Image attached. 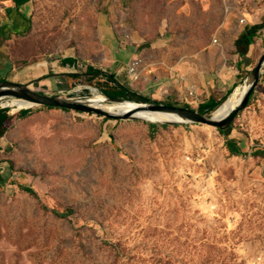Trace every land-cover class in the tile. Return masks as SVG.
I'll return each instance as SVG.
<instances>
[{"label": "rangeland", "instance_id": "obj_1", "mask_svg": "<svg viewBox=\"0 0 264 264\" xmlns=\"http://www.w3.org/2000/svg\"><path fill=\"white\" fill-rule=\"evenodd\" d=\"M11 1L0 0V21ZM32 3L29 31L12 42L21 67L74 57L109 78L113 37L135 50L132 64L141 62L138 80L132 64L123 69L131 79L124 85L137 93L146 67L154 82L160 71L205 66L212 33L188 0ZM111 80L83 81L75 92L126 98ZM70 98L95 96L85 89ZM12 101L0 105L15 118L6 138L11 178L0 186V264H264V84L225 134L5 107Z\"/></svg>", "mask_w": 264, "mask_h": 264}, {"label": "crops", "instance_id": "obj_2", "mask_svg": "<svg viewBox=\"0 0 264 264\" xmlns=\"http://www.w3.org/2000/svg\"><path fill=\"white\" fill-rule=\"evenodd\" d=\"M188 5L190 13L195 5L201 7L206 17L205 25L212 33L204 46L205 52L201 54L205 66L175 68L171 76H165L160 71L154 82V71L148 70L153 66L146 67L140 72L141 76L145 75L146 85L137 93L124 85L129 84L131 79L123 70L137 58L136 52L133 49L123 50L116 37L111 40L113 73L106 74L109 78L98 76L94 69L82 66L74 57L26 68L19 66L12 53V42L18 35L29 31L33 3L18 10L12 0L7 9H13V13L0 21V82L28 84L44 94L71 97L72 94L77 95L75 87L81 82H104L111 77L112 84L124 90L127 98L157 99L170 106L212 115L244 86L260 51L264 50V28L257 29L264 25V0H188ZM148 81L153 83L148 84ZM262 84L264 77L259 86ZM188 105H195V108ZM7 134L0 137V186L11 178L12 166L7 162L6 154Z\"/></svg>", "mask_w": 264, "mask_h": 264}, {"label": "water", "instance_id": "obj_3", "mask_svg": "<svg viewBox=\"0 0 264 264\" xmlns=\"http://www.w3.org/2000/svg\"><path fill=\"white\" fill-rule=\"evenodd\" d=\"M264 76V55L258 66L250 73L244 84V92L241 101L232 113L224 119H218L216 113L212 115L202 114L196 110H190L178 106H170L165 103L149 101L139 103L130 100H112L107 95L102 103L106 104H133L136 109L125 113H114L98 109L91 103V99H75L64 96H52L36 91L28 84L12 82H0V105L5 101H24L34 107L49 109H60L78 114L101 117L112 121H146L157 125H205L226 131L233 125V122L240 113L248 108L251 98L255 94ZM159 115L169 117L170 121H149L139 115Z\"/></svg>", "mask_w": 264, "mask_h": 264}, {"label": "bare ground", "instance_id": "obj_4", "mask_svg": "<svg viewBox=\"0 0 264 264\" xmlns=\"http://www.w3.org/2000/svg\"><path fill=\"white\" fill-rule=\"evenodd\" d=\"M139 73V72H138ZM138 73L133 74L134 78L138 77ZM91 91V93L95 96V98L91 99V103L94 105V107L98 109H102L109 112L114 113H125L132 109H136V106L133 104H106L102 103L105 99V94H103L101 91H99L96 88H78L76 92H82L83 90ZM244 92V86L240 88L232 97L229 99L224 105L221 106L216 112V117L218 119H224L226 118L230 113H232L235 109H237L242 95ZM5 107L9 108H15L17 111H22L24 109H32V105L24 102V101H17L14 100L12 102H8ZM139 117H143L149 121H170L171 119L166 116H159V115H152V114H146V115H139Z\"/></svg>", "mask_w": 264, "mask_h": 264}, {"label": "trees", "instance_id": "obj_5", "mask_svg": "<svg viewBox=\"0 0 264 264\" xmlns=\"http://www.w3.org/2000/svg\"><path fill=\"white\" fill-rule=\"evenodd\" d=\"M32 1L33 0H14V2L17 5L18 10L21 9L23 6L31 3ZM11 13H13V9L8 10V14H11ZM263 28H264V25L257 27L258 30L263 29ZM119 99H122V98L120 97ZM122 100H130V101H135L139 103L149 102V100L147 99L136 97V96H129V98L126 97V98H123ZM105 120L108 121V119H105ZM14 121H15V118L13 119L11 115L0 111V137L1 138H3L10 131V128L14 126ZM221 132L225 134L226 131H221ZM227 147L232 155H236V156L241 155V151L239 150V147L234 142V140L227 139ZM71 213L72 212H70L69 214L71 215ZM68 215H65L64 217H67Z\"/></svg>", "mask_w": 264, "mask_h": 264}, {"label": "built area", "instance_id": "obj_6", "mask_svg": "<svg viewBox=\"0 0 264 264\" xmlns=\"http://www.w3.org/2000/svg\"><path fill=\"white\" fill-rule=\"evenodd\" d=\"M242 23L244 24V23H245V20H243ZM216 42H217V41H216ZM140 64H141L140 61H136V62H134V63L131 65V70H130V74H131V75L138 73L137 70H138ZM138 78H139V76L136 77V80H138ZM191 95H193V94L191 93Z\"/></svg>", "mask_w": 264, "mask_h": 264}]
</instances>
